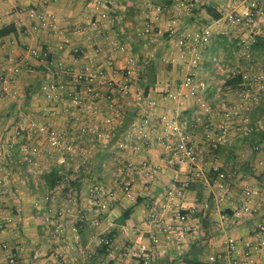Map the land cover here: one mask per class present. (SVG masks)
Returning <instances> with one entry per match:
<instances>
[{
  "label": "crops",
  "instance_id": "crops-1",
  "mask_svg": "<svg viewBox=\"0 0 264 264\" xmlns=\"http://www.w3.org/2000/svg\"><path fill=\"white\" fill-rule=\"evenodd\" d=\"M153 1L158 4L174 5L179 0ZM211 1L215 6L223 8L233 4L238 11L244 6L241 0ZM260 1L264 3V0ZM205 5H198L193 12L177 17L178 21L175 22L170 14L152 16L146 14V0H0V30L11 25L16 28L12 33L0 35V68L6 66L10 56L26 55L29 47L43 48L50 55L49 60L46 61L31 57L30 68L24 70L10 86L11 94L5 96L0 92V149L6 146L8 140L14 139V131L19 125L26 127L30 122H44L50 128L62 132L67 143H71L77 149L75 153L69 154L70 165L63 168L65 172L63 179L74 181V166L79 160L81 163L85 160L82 171L77 175L78 187L73 188L68 185L54 199L55 209L71 208V213L64 216L67 229L62 235L54 231V222L59 217L48 214L47 208L51 203L42 199L45 193L54 192L56 188V185L52 187V183L46 179L52 169H58L54 164L55 158L49 155L50 153H46L39 160L40 186H36L32 177L24 181L28 175L27 169L25 164L19 162L18 155H15L14 163L7 173L0 175L7 191L0 197V220L9 219L7 226L0 228V240L8 242L24 264H140L142 262L129 248L140 241L150 243L148 234L142 238L139 234L146 229L147 211L153 201L161 197L172 184L174 170L179 173L181 181L189 179L191 174L187 165L172 164L171 166L170 156L165 152L163 144L147 146L135 155L130 150L120 148L118 140L127 135L133 124L141 121L150 100L156 102L154 109L157 114L179 113L181 117L192 115L196 106L193 98L188 99L186 104L180 107L167 97L168 92L178 90L182 79L189 72L181 52L175 45L176 33L198 32L207 26L213 31L214 36L198 68V74L207 82L203 97L212 108L223 99L228 102L234 101L236 91L224 89L226 80L236 71L252 65L251 61L255 60L250 50L251 58L246 56L245 49L240 43L241 38L248 37L249 29L243 25L231 24L223 16L220 19L212 18L204 8ZM30 7L53 10L58 16L61 30L43 28L38 37L30 30L33 23L27 15V9ZM150 17L155 30L146 35L139 34V30ZM256 35L264 38V25L257 30ZM113 41L123 44L124 50L116 48ZM72 47L81 48L83 53L72 54ZM257 53L260 69H264V51L258 50ZM213 56L223 60L227 73L215 71ZM131 57L136 59L139 70V80L131 84V93L124 95L118 89L110 91L106 86L97 85L107 94L96 102L94 113L79 114L82 124L94 127L100 125L113 110H117L122 124L115 129L108 143L98 140L95 133H82L79 130L76 120L70 114L72 108L66 94L47 102L41 93L42 82L46 78L56 80L67 87L74 84L72 73L60 70L57 67L59 62L70 66L72 71L89 67L90 70L102 72L107 78L120 83L127 79L125 66ZM148 73L155 74L156 80L147 90ZM220 88L222 92H219ZM76 92L83 100H88L85 83H77ZM215 120L218 123L228 122L230 125L229 134L232 143L226 145L228 146L226 150L219 154L223 168L230 174L228 191L232 192L233 198H239L243 188L254 184L258 192L253 198V211L240 212L235 208L238 205L234 199L227 202H220L217 199L226 190L219 189L213 179L210 168L211 156L214 153L208 147L200 171L207 177L209 183L192 182L203 185V197L198 202L197 190L189 189L186 194L185 209L189 212L202 211L203 217H206L210 223L209 228L204 229L201 217L191 215L192 222L199 226L198 232L182 246L165 248L160 257L149 264L211 262L209 256L212 254L216 255L220 264H228L232 254L229 250L228 238H236L239 247L242 248L243 243L253 235L257 222L262 218L264 165L259 167L257 159L264 157V141L260 145L262 153L252 152L251 143L258 144L257 138L253 140L249 138V141L241 138L236 130L237 122L227 120L224 115L221 117L219 115L218 118L215 116ZM207 123L193 132V139H202L206 126H209ZM156 137L157 135L154 134L153 138ZM46 140L43 134L34 137V142L41 145H45ZM173 140H176V137ZM170 141L171 139H167L165 142ZM133 159L137 165L146 161L148 164L160 165L161 169L157 172V182L148 187L140 183L135 169L136 171L131 173V180L136 198L130 199L119 186L113 185L112 180L116 168L125 166ZM192 176L201 177L198 170H195ZM88 178L105 183L115 190L116 199L108 213L107 222L99 221L95 209L89 208L86 204L87 194L84 192H87L85 191L87 185L84 181ZM69 188L71 191L74 189L77 196L72 198ZM35 201H39L40 206H36ZM206 201L209 204L208 208L205 207ZM74 202L77 207L72 206ZM128 208L131 209L130 216L122 219L124 210ZM222 215H224L223 219ZM166 216L168 217L169 213ZM71 225L76 226V233L71 230ZM110 232L114 233L115 237L112 245L119 246V249L113 254L100 255L98 245ZM68 240L76 241V247L69 252L65 260L59 262L55 258V253ZM8 256L9 253L0 247V264H9ZM255 258L257 264H264L259 255H255Z\"/></svg>",
  "mask_w": 264,
  "mask_h": 264
},
{
  "label": "built area",
  "instance_id": "built-area-1",
  "mask_svg": "<svg viewBox=\"0 0 264 264\" xmlns=\"http://www.w3.org/2000/svg\"><path fill=\"white\" fill-rule=\"evenodd\" d=\"M47 1V0H44ZM244 4L243 9L238 11L232 4L229 6L218 7L211 0H179L174 5L158 4L153 0H146V14H170L173 21H178L177 17L193 12L200 4H206L216 7L223 12V17L235 25H243L249 29L247 38H241V45L245 49L247 57L251 58L249 53L250 45L256 40L257 30L264 25V3L260 0H241ZM28 17L33 21L30 30L37 36L42 32L43 28L60 31L58 24V16L51 9H37L30 7L27 9ZM93 24H96L93 22ZM155 30L153 20L150 17L145 21L144 26L139 30V34L146 35ZM214 36L212 29L207 26L198 32H177L175 45L181 52V57L184 60L189 72L182 79L177 91L167 93L169 100L176 102L180 107L186 104V101L193 98L196 106L193 109L191 116L181 117V114H157L155 111L156 102L150 100L149 106L144 110L141 121L138 124H133L127 135L118 140V146L124 150H130L138 154L141 149L150 147L155 144H163L165 152L170 156V164L172 166L179 164L187 165L189 168L190 177L187 180H179V173L174 170L172 184L162 193L161 197L154 200L151 207L145 215L146 229L139 233L140 237L148 234L150 243L139 242L128 248L132 250L139 261L149 264L157 260L160 255L169 246H182L189 238L199 230V226L192 222L190 213L186 211V194L188 186L194 181H203L209 183L205 175L201 173L204 155L208 147H219L220 145H231L232 141L229 134V123H218L215 121L216 110L222 112L227 120L236 121V130L241 138L247 136L254 126L251 124V112L264 98V69H254L253 66L259 64V61L252 60V65L244 69L236 71L234 74H241L244 79L245 88L242 91L236 92L238 97L231 104L225 100H221L212 108L205 101L203 93L207 88V82L198 74V68L203 60L204 52ZM39 37V36H38ZM116 48L124 50L125 46L117 41H113ZM71 53L80 55L83 50L79 47H72ZM48 51L29 47L26 55L22 57L10 56L7 59L5 67L0 68V92L5 96H9L10 86L18 78V76L26 69L30 68L31 57L37 58L40 61H46ZM213 61L218 71L227 73L224 64L218 60L217 56H213ZM57 67L69 74L72 73L74 84L65 86L56 80L46 78L42 82L41 93L47 102H51L61 95L66 94L72 110L70 114L76 120V124L82 133H95L98 140L108 143L115 132V129L122 124L119 113L113 110L100 125L94 127L81 123V113L92 114L95 112V104L99 99L107 93L98 88V86H106L110 91L114 89L120 90L124 95L131 93V84L139 80V70L137 61L131 57L125 66L126 80L124 82H115L107 78L102 72H95L86 67L84 70L72 71L70 66L59 62ZM233 74V75H234ZM252 80H255L257 92L251 93L248 89L251 86ZM79 82L85 83L88 100L83 98L76 92V84ZM221 88L219 92H221ZM109 96V95H108ZM110 97V96H109ZM77 111H80L77 113ZM202 139H193V132L202 124L207 122ZM207 123V124H208ZM235 124V123H234ZM255 127L259 130H264V116L259 118ZM43 134L46 136V144L41 145L34 142L36 135ZM156 134V139L153 135ZM176 137V140L173 138ZM171 139L170 142H165ZM46 146V147H44ZM251 151L257 154L262 153V149L258 145L251 146ZM76 147L71 143H67L62 132L52 129L46 123L30 122L28 126L19 125L14 131V139L8 140L6 146L0 149V175H5L9 168L14 163L15 155L19 156V162L25 164L27 176L24 181H28L32 177L36 186H40L38 175L41 173L39 169V160L46 153L55 158L54 164L58 168L59 174H65L63 168L70 165V153L76 152ZM136 157V156H135ZM85 165V160L82 163H77L74 166V178L82 171V166ZM257 165H264V157L257 159ZM137 170L138 179L145 186L153 185L157 182V172L161 169L158 164H148L146 161L137 165L136 161L130 160L125 166L116 168L113 175V185L119 186L122 192L130 199H135L133 190V181L131 173ZM199 172L200 176H192L194 171ZM211 174L219 189H225L222 195L217 199L220 202H227L230 199L237 201V209L240 212L251 213L253 211V198L258 189L254 184L247 185L243 188L241 197L233 198L229 187L230 174L223 168L219 155L211 156ZM45 182V181H44ZM87 185L86 204L89 208L95 209L98 220L103 222L108 221V213L111 211L116 199V193L113 187L108 186L100 181L90 178L84 181ZM56 188L53 191L47 192L42 199L45 202L51 203L47 211L49 215L58 216L54 222V231L58 235L64 234L67 229V224L64 216L71 213V208L55 209L53 203L55 196L60 194L64 188L61 182H57ZM6 186L3 179L0 178V197L6 193ZM220 194V193H219ZM36 206H40L39 201H35ZM72 206L77 204L74 202ZM70 207V206H69ZM205 207L209 204L206 201ZM169 213L167 217L166 214ZM262 218L257 222L253 235L243 243L242 248L239 247L236 238L229 237L227 242L231 254L228 264H257L255 255H259L264 261V206L261 210ZM224 215H222V219ZM8 218L0 220V228L7 226ZM72 226V225H71ZM71 230L76 233V226H72ZM113 243V242H112ZM110 245L108 252L113 254L118 251L119 246ZM76 241L68 240L63 243V246L55 253L57 261H63L67 258L69 252L75 249ZM126 245V244H125ZM124 245V246H125ZM0 247L9 253V264H24L18 257L17 252L6 241L0 240ZM124 248V247H123ZM211 262H216V255L209 256ZM57 264V263H55Z\"/></svg>",
  "mask_w": 264,
  "mask_h": 264
},
{
  "label": "trees",
  "instance_id": "trees-1",
  "mask_svg": "<svg viewBox=\"0 0 264 264\" xmlns=\"http://www.w3.org/2000/svg\"><path fill=\"white\" fill-rule=\"evenodd\" d=\"M204 8L206 9V11L209 13V15L214 18V19H220L222 16H223V12L219 11L216 7L214 6H209V5H205ZM16 31V28L15 26L11 25L9 27H3L1 30H0V35L1 36H4V35H7L9 33H12ZM250 53L252 55V57L255 59V61L259 60L258 59V50H261V51H264V38H260L258 35L256 36V40L253 44L250 45ZM49 57L50 55L47 54V60H49ZM156 80V76L155 74L151 75V73H148L147 75V82H148V85H147V90H148V87L151 83H154ZM245 88L244 86V79L242 77L241 74H234L232 75L231 77H229L225 84H224V89L225 90H234L236 92H239V91H242L243 89ZM264 116V100L262 99L261 102L255 106V108L253 109V111L251 112V124L254 126V129L247 135L245 136L244 138H246L248 141L250 140L249 138H251L252 140L257 138V140L259 141L258 144L253 142L251 143V146L253 145H258L260 148L264 141V130H259L255 127V123L256 121L263 117ZM226 145H220L219 147H213L211 146L209 149L211 152H213L215 155H219V154H222L225 150H226ZM262 149V148H261ZM213 155V154H212ZM211 171V170H210ZM213 176V175H212ZM211 177V175H210ZM212 178V177H211ZM47 181L52 183V187L55 185H58L57 182H61V186L62 188H67L68 185H71L73 188H77L78 187V182H77V179L74 178V181H71V180H65L63 179V176H61L59 174V171L58 169H52L49 174L47 175L46 177ZM75 186H74V185ZM63 189V191H64ZM189 189H195L197 190V200L198 202L201 201L202 197H203V194H202V190H203V185L200 184V183H190L189 186H188V190ZM70 190V188H69ZM67 190V191H69ZM62 191V192H63ZM72 195V194H71ZM71 195H68V197H70ZM185 213H190L191 215L193 216H197V217H201L202 219V226L204 227V229H208L209 226H210V223L208 222L207 218L206 217H203V213L202 211H184ZM131 214V209L128 208V209H125L123 214H122V219H126L130 216ZM114 233L110 232L109 234L105 235L101 242L99 243V254L100 255H107L109 254L108 252V249L111 245V243L113 242L114 240ZM192 264H220V262L216 261V262H201V261H193V262H190ZM140 264H144V262H140Z\"/></svg>",
  "mask_w": 264,
  "mask_h": 264
},
{
  "label": "rangeland",
  "instance_id": "rangeland-1",
  "mask_svg": "<svg viewBox=\"0 0 264 264\" xmlns=\"http://www.w3.org/2000/svg\"><path fill=\"white\" fill-rule=\"evenodd\" d=\"M218 57V56H217ZM218 60H220L222 63L221 64H224V62H223V60L222 59H220L219 57H218ZM212 61H213V58H212ZM213 65H214V69H215V71L217 72V73H219V71H218V69H217V67L215 66V64H214V61H213ZM264 65V64H263ZM253 68L254 69H260L261 68V66H260V64H258V66H253ZM252 85L251 86H249V90H250V92L251 93H256L257 92V87H256V82H255V80H252ZM221 92H222V90H221ZM238 97V95H237V93L235 94V97H234V101H235V99ZM223 100H225V99H223ZM263 100H264V98H263ZM228 104H231L232 105V103L234 102H228L227 100H225ZM217 106H215V108H216ZM18 111H19V109H17ZM217 114H216V118H218V116L220 115V117L221 116H223V113L222 112H218L217 110L215 111ZM219 113H221V114H219ZM3 114V116H5L4 115V113H2ZM6 114V113H5ZM218 120V119H217ZM216 121V120H215ZM217 122V121H216ZM220 122V121H219ZM78 163H81V160H79L78 161ZM87 190V188H85V191ZM71 191V190H70ZM62 193V192H61ZM85 194H87V192H84ZM71 194H72V198H73V196H77V195H75V193H74V189L71 191Z\"/></svg>",
  "mask_w": 264,
  "mask_h": 264
}]
</instances>
